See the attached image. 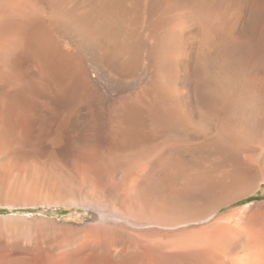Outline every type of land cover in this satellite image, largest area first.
Returning a JSON list of instances; mask_svg holds the SVG:
<instances>
[{"label":"bare ground","instance_id":"6f19581e","mask_svg":"<svg viewBox=\"0 0 264 264\" xmlns=\"http://www.w3.org/2000/svg\"><path fill=\"white\" fill-rule=\"evenodd\" d=\"M260 114L264 0H0V201L92 211L0 217V264H264V242L200 240L201 202L142 195L159 138L264 148ZM107 155L127 163L102 181Z\"/></svg>","mask_w":264,"mask_h":264},{"label":"rangeland","instance_id":"374dc122","mask_svg":"<svg viewBox=\"0 0 264 264\" xmlns=\"http://www.w3.org/2000/svg\"><path fill=\"white\" fill-rule=\"evenodd\" d=\"M188 35L190 39L191 36L190 34ZM180 86H183L182 89H180ZM180 86V92L184 91V89L186 90L184 85L181 84ZM253 119L257 126L264 129V114L262 116L260 114L259 117L257 115ZM79 133L80 131L78 130V137L80 135V138H78L77 152L81 154L84 153L82 145L84 147L85 142L84 140L82 141L84 139L83 134ZM199 135L201 136L202 134ZM199 135H196L194 143L192 141L190 146L180 145L181 149L178 145H175V148L173 144L167 145L168 140L174 138L173 134L170 136L164 135L167 137L162 136L159 138L160 142L157 140L158 144L155 146L157 148L160 147L161 153H156L157 148L154 149L155 146L150 149L153 153L155 150V154L151 157L149 164L156 171L152 170L149 172L153 167L148 169L149 171H147L144 178L148 183L144 181L145 184L143 182L145 186L143 185L144 191L142 195L151 200L159 197L158 200L163 198V200L169 201L172 199L170 202L177 201V203L178 201L181 203L184 201L201 202L204 204L202 207L200 206L201 212H206L204 214L212 212L214 214L207 219L195 222V228L199 232L200 240L204 237L205 230L206 232H210L213 229L218 230L223 233L224 239L228 240L230 259L239 258L243 255V246L250 239L253 243L257 241L264 242V148L259 146L255 142L256 140L242 138L238 140L239 142L237 141L233 150H228L230 151L229 154L228 152L226 153V150L221 152L210 151L212 153L202 154L201 148L204 145L200 141H203L204 138ZM165 138H168V140ZM243 142L246 144L241 145ZM171 147L173 149L170 150L169 148ZM182 150L185 155H181L183 154L181 153ZM107 157L111 160L105 159V161L102 159L101 161L103 165H101V171L104 170L102 172L103 175L100 173L102 181L110 179L112 171L120 173L125 169L127 163L124 156L111 158L107 155ZM105 169L108 170L105 171ZM219 205H221V208L216 211ZM185 210L187 211L188 209L183 211ZM200 210L198 209V211ZM193 211L195 210L193 209ZM91 214L92 211L84 207H71L43 202L37 205L8 206L4 205L3 201H0V217L10 215H26L31 218L46 216L66 221L86 222ZM232 243H236L235 246H231Z\"/></svg>","mask_w":264,"mask_h":264}]
</instances>
